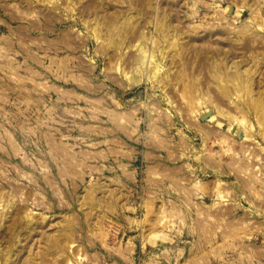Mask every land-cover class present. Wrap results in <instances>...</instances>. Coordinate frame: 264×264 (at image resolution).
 Instances as JSON below:
<instances>
[{
  "label": "rangeland",
  "instance_id": "374dc122",
  "mask_svg": "<svg viewBox=\"0 0 264 264\" xmlns=\"http://www.w3.org/2000/svg\"><path fill=\"white\" fill-rule=\"evenodd\" d=\"M0 264H264V0H0Z\"/></svg>",
  "mask_w": 264,
  "mask_h": 264
}]
</instances>
